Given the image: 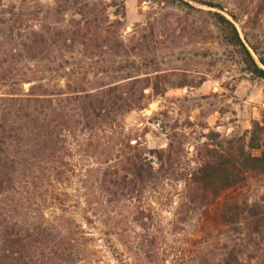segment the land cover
Segmentation results:
<instances>
[{
    "label": "rangeland",
    "instance_id": "rangeland-1",
    "mask_svg": "<svg viewBox=\"0 0 264 264\" xmlns=\"http://www.w3.org/2000/svg\"><path fill=\"white\" fill-rule=\"evenodd\" d=\"M96 1L102 2L105 25L119 23L120 51L91 34L87 44L79 41L73 50L55 49L32 60L24 46L30 6H39L41 20L64 28L82 15L68 7L57 11L56 0H0V76L34 78L1 83L0 96H25L34 86L36 93L61 100V109L48 101L25 110L7 107L8 118L33 130L11 147L19 167L0 191V212L29 228L44 225L56 240L64 239L47 244L51 264H208L221 254L228 233L211 216L185 211L183 181L171 178L143 192L115 195L104 184L105 171L116 162L122 140L133 138L158 166L151 150L167 147L172 133L184 152L181 165L195 169L204 142L243 135L263 118L264 77L247 70L221 40L207 12L211 7L198 0ZM220 1L227 16L237 12L245 39H264V0ZM137 77L148 94L144 106L122 113L113 127L86 129L72 94ZM26 112L37 113L22 119ZM212 132L220 135L212 139ZM240 192L264 198V183L230 188L221 201ZM142 213L146 226L137 220Z\"/></svg>",
    "mask_w": 264,
    "mask_h": 264
},
{
    "label": "trees",
    "instance_id": "trees-1",
    "mask_svg": "<svg viewBox=\"0 0 264 264\" xmlns=\"http://www.w3.org/2000/svg\"><path fill=\"white\" fill-rule=\"evenodd\" d=\"M165 1L178 5L189 3L187 0ZM198 2L211 7L207 12L218 28L221 40L234 48L247 70L264 77V39H245L236 23L239 18L237 12L231 10L233 18L227 16L222 11L227 7L222 1ZM101 3L96 0H56L57 11L68 7L82 15L81 19L72 21L69 28L59 27L57 23L45 21L44 18L41 20L39 6H30L33 10L27 18L31 22L24 43L27 57L42 60L55 49L73 50L79 41L87 44L86 38L91 34L103 36L105 44L120 51L124 42L117 40L119 23L105 25L107 17L100 8ZM131 76L133 74L127 77ZM2 79L4 77L0 76V84L6 81H33L34 78L16 75L13 80ZM143 80L137 77L96 92L78 91L72 94L85 117L86 129L94 130L100 124L113 127L122 113L144 106L148 94ZM36 91L33 86L32 92L25 96H0V191L12 184L19 167L11 147L24 142L25 136L33 130L26 122L20 124L18 118H8L7 107L15 105L25 110L31 109L33 102L39 104L48 101L55 109H61V100L49 96L47 92ZM36 113L26 112L20 117L25 119ZM210 135L214 139L213 136L220 134L212 132ZM175 136V133L170 134L167 147L151 150L158 158V166L141 153L139 138H133L131 142L123 139L116 162L105 171L106 187L115 195L122 190L135 194L163 180L174 178L183 181L187 201L185 211H201L211 216L228 233L221 254L208 264H264V198H254L249 193L240 192L228 195L221 201L230 188L247 185L251 180L264 183V116L255 120L252 129L243 135L226 136L216 143L204 142V150L200 152L195 169L181 165L184 152L175 143ZM41 139L42 136H39ZM145 217L144 213L137 216L143 226H146ZM56 239L55 233L44 225L29 228L0 212V264H51L46 260L47 244L64 240L61 237ZM38 247H43L41 252H38Z\"/></svg>",
    "mask_w": 264,
    "mask_h": 264
}]
</instances>
